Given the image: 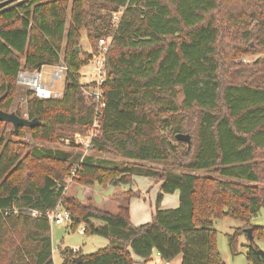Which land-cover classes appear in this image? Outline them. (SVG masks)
I'll use <instances>...</instances> for the list:
<instances>
[{
    "label": "trees",
    "instance_id": "trees-1",
    "mask_svg": "<svg viewBox=\"0 0 264 264\" xmlns=\"http://www.w3.org/2000/svg\"><path fill=\"white\" fill-rule=\"evenodd\" d=\"M108 37L91 150L123 161L83 154L75 143L96 116L81 69ZM252 53H264V0H22L0 11V110L37 122L15 131L0 121V264H53L51 226L28 209L57 204L73 215L71 230L81 225L107 240L90 254L61 248V264H148L154 252L180 264H225L214 223L227 217L251 229L246 261L264 264L254 242L264 227L252 223L264 209V62H237ZM228 62L230 82L222 79ZM43 66L66 68L61 96L28 89L22 108L18 73ZM182 132L189 149L176 138ZM62 139L71 150L49 146ZM74 168L70 181L82 186L159 182L151 220L134 225L127 204L111 213L66 195ZM174 192L178 205L161 208ZM236 237L228 236L232 255Z\"/></svg>",
    "mask_w": 264,
    "mask_h": 264
},
{
    "label": "rangeland",
    "instance_id": "rangeland-1",
    "mask_svg": "<svg viewBox=\"0 0 264 264\" xmlns=\"http://www.w3.org/2000/svg\"><path fill=\"white\" fill-rule=\"evenodd\" d=\"M250 46H254V42H250ZM219 48L221 50L224 49V44L219 45ZM80 49L83 52L90 51V46L88 44V41L85 38L84 33L82 34L81 40H80ZM224 54V52H223ZM221 55L219 58L223 57L224 55ZM222 59V58H221ZM256 61H263L264 62V53H252V54H244L239 56L237 59V62H241L243 66H255ZM233 66H231V62H228L227 66L225 69L228 70L227 73L223 74L224 81L230 82L233 81L232 79L235 78L232 76L233 72L231 70ZM55 70V68L51 66H43L42 67V80L44 82L49 83L51 81V74L52 71ZM229 72H232L231 75ZM92 74L91 70V65L87 64L81 69V78L80 82L85 84L89 80V76ZM64 76V75H63ZM18 79V78H17ZM18 93L16 95L15 102H18L22 108L24 107V96L23 94L25 93L26 90H28V86L25 84H18ZM63 87V80L61 81H55L54 82V87L53 89L56 90L57 92L61 91ZM25 117V115H24ZM11 125V124H9ZM183 133V132H182ZM87 134V132H86ZM85 134V135H86ZM85 135H78L75 138V143L76 141H79L81 138H83ZM39 143V142H38ZM41 144V143H39ZM43 144V143H42ZM70 141L68 139H62V144L56 145H49L51 147H58L63 150H71L70 147ZM81 147V146H80ZM80 150L84 153L82 148ZM86 154L92 155L94 158H109L113 160H121L123 161L120 157L110 155L107 153L104 154H98L95 152H92V150L87 151ZM161 164H159L160 166ZM174 171L180 172L181 168H173ZM144 178V177H143ZM147 178V177H145ZM144 180V179H143ZM147 180L153 182L154 179H149ZM159 182L154 181V184H158ZM261 185V184H259ZM143 187V186H142ZM135 189L134 184L132 183L130 186L129 185H124V186H112V185H106L102 186L98 183H94L93 185L90 186H82L78 183L67 181V186L65 193L66 195L69 196H74L78 198L82 203L87 204V203H92L96 204L101 209H107V211L111 213H116L117 211V205H125L128 201L129 198L124 197L123 193L125 190L128 189ZM144 189V188H143ZM154 188L152 187L150 194L146 192L144 195V199H139V203L143 204L144 212H146V219L142 220L141 222L145 221L150 218L149 212V202L150 199L154 201L155 195L154 193L156 191L153 190ZM140 197V195H139ZM150 213V212H149ZM137 221V220H134ZM252 223L255 225L263 226L264 227V209H261L260 212L252 218ZM214 226L217 230V236H216V246L217 249L225 262V264H249L246 261V253H245V245L249 243V238L246 232L242 231L240 228L242 226V222L232 219V218H224L221 220H217L214 223ZM83 228L81 225L78 226L76 229L71 230L70 226L66 227L65 225H51L50 232H51V240H52V248H53V259L57 264H61L62 262V257L60 255V250L63 247H70V248H77L79 247V251L83 254H90L95 251H97L100 248H103L107 244V240L103 237L97 236V235H88L83 232H80L79 229ZM236 234V245H237V254L232 255L229 244H228V236ZM255 244L259 246V248L264 249V240H254ZM78 252V251H76ZM80 255H77V257ZM179 259H175L171 264H179ZM153 260L148 262V264H152Z\"/></svg>",
    "mask_w": 264,
    "mask_h": 264
},
{
    "label": "built area",
    "instance_id": "built-area-1",
    "mask_svg": "<svg viewBox=\"0 0 264 264\" xmlns=\"http://www.w3.org/2000/svg\"><path fill=\"white\" fill-rule=\"evenodd\" d=\"M4 0H0L2 2ZM22 0H17L10 3L6 8L13 6L14 4L20 2ZM5 8V9H6ZM119 14L114 15V20H118ZM111 38H101L98 44V53L92 54L90 65L92 74L88 77L89 80L85 84H93V86L88 90V93L94 97V101L96 103V110H95V118L94 121L87 131V134L81 138L79 141H76L84 151L83 154H86L87 151L91 150L93 147L92 141L96 137L98 133V126L99 122L97 119V115L101 113V109L104 106V98H103V91L102 86L105 82V62H106V53L108 50V44L110 43ZM55 68L51 74V81L49 83L44 82L42 80V69L27 72V71H20L18 73L17 81L21 84H25L28 88L35 94V96L40 98H57L61 96V91L57 92L53 89L55 81L63 80V75L66 70L63 66H51ZM75 174V168L71 172V176L69 181ZM29 213L33 217H44L48 220L50 226L51 225H65L66 227L71 226L73 222V215L70 211L64 209L59 204H57L54 208L40 211L37 209H28ZM80 232H84L83 228L79 229ZM73 251H78L79 247L72 248ZM54 251V250H53ZM53 264H57L53 259ZM152 264H158V261L152 262ZM162 264H170L169 261H163Z\"/></svg>",
    "mask_w": 264,
    "mask_h": 264
},
{
    "label": "crops",
    "instance_id": "crops-1",
    "mask_svg": "<svg viewBox=\"0 0 264 264\" xmlns=\"http://www.w3.org/2000/svg\"><path fill=\"white\" fill-rule=\"evenodd\" d=\"M132 179H133L132 183L135 186V189L133 188V190H139L141 192V194H140V197L137 196V197L129 198L126 204L129 206V215H130L131 222L134 225H139V224L145 223V221H143V222H141V221L146 219V217H145L146 212H144V208H143L144 205L138 202L139 199L140 200L141 199L146 200V198H144L143 194H145L146 192H148L150 194V191H151L152 187L154 188L153 190L156 191L154 193V195L156 196L157 192L159 191L160 184L158 183V184H154L153 185L152 184L153 182L147 180V178H145V177L143 178V176H134ZM153 204H154V201L150 199L149 206H148L149 212H150V213L148 212V214H150V218L147 219L146 222L150 221L151 218H152V214H153V211H154ZM94 205L96 206V204H94ZM120 205L121 204H118L117 208ZM177 205H178V192H174L172 194H164L163 195V199L161 201V206H160L161 208H163V209L172 208V207H176ZM105 210H107V209H105ZM134 220H137V221H134ZM259 249L264 251V249H261V248H259ZM245 253H246V249H245ZM151 258H152L153 262L154 261H158V264H162V262H163V260L160 259L158 253H156V252H154L152 254ZM173 261L174 260L170 261V264ZM179 264H180V262H179Z\"/></svg>",
    "mask_w": 264,
    "mask_h": 264
},
{
    "label": "water",
    "instance_id": "water-1",
    "mask_svg": "<svg viewBox=\"0 0 264 264\" xmlns=\"http://www.w3.org/2000/svg\"><path fill=\"white\" fill-rule=\"evenodd\" d=\"M14 1H17V0H4V1L0 2V11L4 10L10 3L14 2ZM0 121L11 124L15 131L20 126L32 127L35 124H37L35 119L30 120L26 117H20V116L16 115L14 112H5L2 110H0ZM176 138L178 140L186 142L188 149L190 148V136H189V134L178 133V134H176ZM245 231L248 235L249 240H252L253 237L251 235V229L247 228ZM256 253H257V256L259 257V259H261V260L264 259V251L258 249L256 251ZM76 259L80 260L81 257L78 256V257L74 258V260H76Z\"/></svg>",
    "mask_w": 264,
    "mask_h": 264
}]
</instances>
